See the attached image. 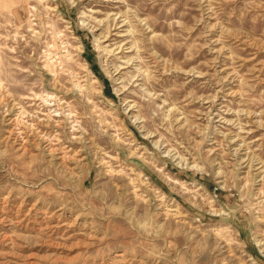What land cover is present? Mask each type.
I'll list each match as a JSON object with an SVG mask.
<instances>
[{"label":"rangeland","instance_id":"obj_1","mask_svg":"<svg viewBox=\"0 0 264 264\" xmlns=\"http://www.w3.org/2000/svg\"><path fill=\"white\" fill-rule=\"evenodd\" d=\"M132 263L264 264V0H0V264Z\"/></svg>","mask_w":264,"mask_h":264},{"label":"bare ground","instance_id":"obj_2","mask_svg":"<svg viewBox=\"0 0 264 264\" xmlns=\"http://www.w3.org/2000/svg\"><path fill=\"white\" fill-rule=\"evenodd\" d=\"M203 1V0H202ZM213 1V0H212ZM205 3V2H204ZM212 6V5H211ZM206 7V6H205ZM206 11V10H205ZM213 11V10H212ZM208 16V15H207ZM209 17V16H208ZM210 19V18H209ZM206 22V21H205ZM81 24H84V21H81ZM214 29V28H213ZM223 32V31H222ZM239 32V31H238ZM210 37V36H209ZM213 37V36H212ZM211 38V37H210ZM220 42V41H219ZM226 43V42H225ZM236 43V42H235ZM214 45V44H213ZM228 45V44H227ZM234 45V44H233ZM214 53V52H213ZM224 53V52H223ZM221 56H222V54H221ZM221 58V57H220ZM51 60V57H49L47 60H46V62L48 63L49 61ZM214 62V61H213ZM254 62V61H253ZM49 67V66H48ZM216 68V67H215ZM114 72V71H113ZM240 73V72H239ZM196 74V73H195ZM242 74V73H241ZM256 74V73H255ZM118 78V77H117ZM213 81V83H210V85L213 87V95H212V100L211 101H205L204 102V104H206V108H208V110H207V113H208V115H209V113L210 114H212L214 117L215 116H220L222 113V111H220V109L219 108H216V111L215 112H213L214 110H215V102H216V100L215 99H217L218 100V98H220L219 96H222V97H224L225 95H226V97H228V95L231 97V95H235L237 92H238V89H241V87H240V83H246V81H245V79H219V80H212ZM235 82H237L236 83V85H234L233 86V84L235 83ZM262 82V81H261ZM78 86V85H77ZM234 87H236V91H233V89H234ZM4 89H5V87H4ZM5 91V90H4ZM220 94H222V95H220ZM225 94V95H224ZM46 97L48 98V97H50L51 98V95H48V94H46ZM6 98V97H5ZM46 102H47V100H45ZM10 106V105H9ZM15 106H17V105H15ZM130 109L129 110H131L132 108H131V106L129 107ZM171 108V107H170ZM218 109V110H217ZM15 110V109H14ZM171 110V109H170ZM239 112H243L242 114H244V115H251L252 114V112L250 111V112H248V110H238ZM130 112V111H129ZM18 113V112H17ZM2 114H3V112H2ZM72 114V113H71ZM14 115V114H13ZM7 116V115H6ZM16 116H18V115H16ZM213 116H212V118H213ZM28 117V116H27ZM252 117V116H251ZM19 118H20V116H19ZM246 118V117H245ZM248 119V118H247ZM10 120V119H9ZM139 121V118L136 116L135 117V119H134V121ZM246 120V119H245ZM8 121V120H7ZM225 121V120H224ZM231 122V121H230ZM258 122H261V121H258ZM263 122V121H262ZM235 123V122H234ZM256 123H257V121H256ZM15 124V123H14ZM32 124V123H31ZM30 124V125H31ZM212 124V123H211ZM232 124V123H231ZM260 125H261V123H260ZM35 126V125H34ZM240 126V125H239ZM259 126V125H258ZM36 129V128H35ZM22 130V129H21ZM205 130V129H204ZM249 132V131H248ZM40 133H41V131H40ZM20 134V133H19ZM44 134V133H43ZM5 135V134H4ZM50 137V136H49ZM75 137V136H74ZM221 139V138H220ZM234 139V138H233ZM45 140V139H44ZM232 140V139H231ZM236 140V139H235ZM24 141V140H23ZM39 141V140H38ZM54 141V140H53ZM231 142V141H230ZM232 143H235L234 141H232ZM38 144V143H37ZM48 144V143H47ZM240 144V143H239ZM34 145V144H33ZM244 145V144H243ZM56 146V145H55ZM59 146V145H58ZM20 147V146H19ZM28 147V146H27ZM52 147V146H51ZM236 147V146H235ZM232 148H234V147H232ZM65 150V149H64ZM57 151V150H56ZM231 151V150H230ZM20 152V151H19ZM239 152V151H238ZM55 153V152H54ZM33 154H34V152H33ZM57 155V154H56ZM61 155V154H60ZM242 155V154H241ZM240 155V156H241ZM244 157V156H243ZM46 158V157H45ZM241 158V157H240ZM245 158V157H244ZM238 159V158H237ZM36 160V159H35ZM177 160V159H176ZM247 160V159H246ZM246 160H244V162L246 161ZM217 161H219V160H217ZM179 163V162H178ZM193 165H192V167L193 168H196V169H201L196 163H193V162H191ZM250 163V162H249ZM72 164V163H71ZM46 166V165H45ZM72 166V165H71ZM236 166V165H235ZM260 166V165H259ZM259 166H258V168H259ZM249 168H251L250 166H248ZM253 167H254V165H253ZM46 168V167H45ZM58 168H60V167H58ZM258 168H257V170H258ZM256 170V171H257ZM160 171H161V169H160ZM260 171V170H259ZM229 172V171H228ZM241 173V172H240ZM243 174V173H242ZM241 174V175H242ZM262 174V173H261ZM73 175V174H72ZM229 176V175H228ZM72 177V176H71ZM262 177V176H261ZM171 181L172 182H175L176 183V181H174V180H172L171 179ZM259 181V180H258ZM246 183V182H245ZM256 183V182H255ZM259 189V188H258ZM23 194V193H22ZM5 196H7V195H5ZM24 198V197H23ZM26 198V197H25ZM162 197L161 198H159V200L158 201H162ZM263 200V199H262ZM5 202H6V200H5ZM26 202V201H25ZM40 202V201H39ZM63 206V205H62ZM49 207V206H48ZM22 209V208H21ZM158 209H160V208H158ZM174 209H176V208H174ZM63 210V209H62ZM67 211V210H66ZM170 211H175V210H170ZM208 212H209V214H216V213H219V214H221L222 213V210H212L211 208L208 210ZM25 213V212H24ZM170 212H168V214H169ZM56 215V214H55ZM67 215V214H66ZM173 215V214H172ZM57 218V217H56ZM72 220V219H71ZM12 221V220H11ZM27 221V220H26ZM37 221V220H36ZM68 221V220H67ZM74 222H75V220H74ZM83 222V221H82ZM72 223V222H71ZM85 223V222H84ZM82 224V223H81ZM14 225V224H13ZM69 225H70V223H69ZM225 226V225H224ZM223 226V227H224ZM79 227V226H78ZM219 230V229H218ZM78 231V230H77ZM85 234V233H84ZM227 235V234H226ZM188 236V235H187ZM222 237H223V235H222ZM225 238V237H224ZM227 238V237H226ZM228 240V239H227ZM252 259V258H251ZM133 264V263H132Z\"/></svg>","mask_w":264,"mask_h":264},{"label":"built area","instance_id":"obj_3","mask_svg":"<svg viewBox=\"0 0 264 264\" xmlns=\"http://www.w3.org/2000/svg\"><path fill=\"white\" fill-rule=\"evenodd\" d=\"M219 188L218 187H215L214 190H213V193H212V198H211V201L214 202L216 199H217V190Z\"/></svg>","mask_w":264,"mask_h":264}]
</instances>
